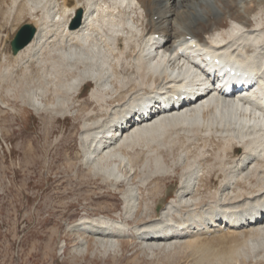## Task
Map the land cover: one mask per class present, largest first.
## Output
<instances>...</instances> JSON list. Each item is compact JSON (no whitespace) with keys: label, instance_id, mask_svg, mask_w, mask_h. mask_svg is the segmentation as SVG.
Listing matches in <instances>:
<instances>
[{"label":"bare ground","instance_id":"6f19581e","mask_svg":"<svg viewBox=\"0 0 264 264\" xmlns=\"http://www.w3.org/2000/svg\"><path fill=\"white\" fill-rule=\"evenodd\" d=\"M263 2L0 0L1 15L8 10L12 14L16 10L18 14L27 12L39 29L35 41L15 56L25 65L27 77L37 83L31 92H21L25 94L22 98L29 95L30 107L38 113L68 115L83 88L94 83L90 97L99 111L87 115L95 121L85 126L81 161L113 186L127 182L123 209L127 220L134 216L139 204L132 177L140 172L146 184L153 176L173 173L180 162L168 165L165 151L170 154V143L176 137H217L226 154L237 152L232 161L227 162L224 156L221 166L218 164L223 180L209 199L195 195L198 180L206 174L201 168L182 173L179 201H169L158 218L135 227L140 238L152 245L163 246V241L183 238L187 225L182 224L185 230L176 229V235L171 234V228H176L171 220L174 208L178 210L183 205L187 212H193L192 216L188 214L190 221L201 218L207 232L233 229L250 233L244 242H236L239 247L230 258L249 246L260 248L252 257H264ZM237 5L238 10L233 11ZM79 8H84V20L80 28L72 30L69 25ZM231 58L237 60L229 64L237 74L250 76L243 103L228 100L224 94L215 98L207 91L197 99H188L193 89L209 85L205 70ZM200 61L208 67L203 69L198 65ZM164 98L173 102L172 107L168 103L161 105ZM138 149L143 150L142 160L130 155ZM148 204L142 212L147 218L151 212ZM256 214L258 218H254ZM124 224L102 216L83 218L74 226L93 235L101 247L114 248ZM84 241L79 246L83 252L88 251Z\"/></svg>","mask_w":264,"mask_h":264},{"label":"rangeland","instance_id":"374dc122","mask_svg":"<svg viewBox=\"0 0 264 264\" xmlns=\"http://www.w3.org/2000/svg\"><path fill=\"white\" fill-rule=\"evenodd\" d=\"M29 16L27 12L18 14L17 10L13 14L10 10L0 14V264H264V257H252L254 250L260 248L250 246L230 258L239 247L237 243L250 237L249 232L222 229L208 233L201 226V218L190 221L188 214L192 216L193 212L190 209L187 212L183 205L178 210L174 208L171 219L176 227L182 224L189 227L184 229L183 238L163 241V246L152 245L142 237L141 240L135 227L159 217L156 213L159 200L169 204L172 200L179 201L177 193L185 170L190 173L201 168L206 173V177L198 180L195 195L209 199L222 183L219 167L224 156L229 162L237 152L226 154L222 140L217 137H176L170 143V154L165 151L168 165L180 162L173 173L153 176L146 184L140 172L132 177L131 185L138 189L140 205L127 220L123 211L127 182L113 186L101 173L81 161L82 136L87 124L95 121L92 115H87L99 111L90 97L93 84L83 88L68 115L38 113L27 103L29 95L22 98L25 94L21 92H31L37 83L27 77L25 65L12 55L9 41L19 27L32 22ZM137 151L130 155L142 160L143 150ZM141 165L140 162L136 168L140 169ZM145 203L151 208L149 218L142 213ZM102 216L125 223L122 236L115 238L114 248L101 247L93 235L74 226L83 218L92 220ZM175 230L171 228L172 235H176ZM82 240H86L88 251L80 250Z\"/></svg>","mask_w":264,"mask_h":264},{"label":"water","instance_id":"95a60500","mask_svg":"<svg viewBox=\"0 0 264 264\" xmlns=\"http://www.w3.org/2000/svg\"><path fill=\"white\" fill-rule=\"evenodd\" d=\"M82 16H83V10H79L78 16L73 24L74 28L79 27L81 25ZM34 33H35V28H33L30 25L24 26L18 33L16 39L13 41L14 51L17 52L19 49L24 47L32 39ZM162 206L163 203H160L158 205L157 207L158 212L161 210Z\"/></svg>","mask_w":264,"mask_h":264}]
</instances>
